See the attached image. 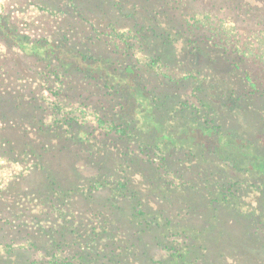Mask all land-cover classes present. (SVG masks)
Instances as JSON below:
<instances>
[{"label":"trees","instance_id":"trees-1","mask_svg":"<svg viewBox=\"0 0 264 264\" xmlns=\"http://www.w3.org/2000/svg\"><path fill=\"white\" fill-rule=\"evenodd\" d=\"M12 1L63 18L62 31L35 38L0 13V157L23 168L0 185V264H232L201 236L229 211L255 219L264 83L259 63L196 18L211 0ZM135 47L189 74L142 65ZM73 105L96 122L61 108ZM243 110L246 133L220 118ZM229 161L259 177L247 207L221 182Z\"/></svg>","mask_w":264,"mask_h":264},{"label":"rangeland","instance_id":"rangeland-1","mask_svg":"<svg viewBox=\"0 0 264 264\" xmlns=\"http://www.w3.org/2000/svg\"><path fill=\"white\" fill-rule=\"evenodd\" d=\"M213 2H215L214 5ZM5 11H10L11 15L22 24V27L24 26V30L27 28V31L35 38L43 36L50 38L59 29L62 31V13L49 14L35 5H27L23 2L17 4L12 0H0V13ZM195 13L198 21L219 35L224 45L242 51L248 57L249 63L256 62L260 64L257 73H259L260 81L264 83V0H211L209 6L206 5L197 9ZM79 31L77 34L81 36L87 29L84 27V31ZM117 34L123 38L133 36V33L127 28H119ZM2 48L3 46L0 43V49ZM134 52L142 65L152 64L158 72L167 74L173 79H180L189 74L179 68L164 66L159 62L153 63L150 56L140 47H135ZM41 95L49 102L58 105V98L50 97L46 90H43ZM187 98L190 106H200L198 100L194 96H190V92ZM93 100L95 101V98ZM103 101H105V98ZM71 107L80 118L91 123L96 122L97 116L94 110H84L75 105L61 108L66 111ZM106 107L103 109L109 112V116L112 117V115L117 114L115 109L110 108L115 107L113 103H109ZM218 107L224 108L221 105ZM218 107L216 108L218 109ZM232 114L220 118L225 119L223 120L225 124L239 123L244 130L243 132L246 133L247 127L252 125L250 115L247 119V110L239 111L241 115ZM56 116L59 117V115H50L47 121L52 122L54 118H57ZM214 163L225 166V163H222L218 158L214 160ZM20 171H23L21 166L7 158L0 157L1 186L7 184ZM220 173L221 182L227 183L225 190L231 189L229 195L234 194L233 198H236L242 207H247V196L250 194L249 196L254 198L252 192L259 190L261 186L258 175H255L246 163H243L239 168L230 161L224 171ZM174 179L177 180V178ZM234 182L237 185L233 186ZM230 185L232 186L230 187ZM224 187L223 185L221 188ZM250 208L255 219L248 218L247 214L239 215L240 213L238 214L239 211L237 210L236 213L229 211L227 217L217 216V219L209 221L211 227H216L215 234L202 235L201 239L209 247L212 254L217 255L221 251L226 252L232 264H264V197L260 195L258 199L250 204ZM217 258L215 257V259ZM211 264H216V262L212 261Z\"/></svg>","mask_w":264,"mask_h":264}]
</instances>
